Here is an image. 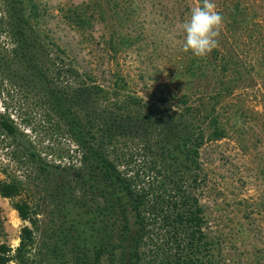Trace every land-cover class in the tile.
I'll use <instances>...</instances> for the list:
<instances>
[{
    "label": "trees",
    "instance_id": "trees-1",
    "mask_svg": "<svg viewBox=\"0 0 264 264\" xmlns=\"http://www.w3.org/2000/svg\"><path fill=\"white\" fill-rule=\"evenodd\" d=\"M0 7V33L9 43H0V78L23 72L20 80L42 92L55 127L74 146L67 164L50 163L0 111V133L26 170L0 176V197L28 223L18 247L0 243V264H223L203 203L201 152L226 139L230 121L241 118L226 107L239 83L252 80L248 67L219 48L203 58L189 54L176 91L145 97L123 75L104 86L81 71L49 33H39L35 0H0ZM235 8L233 23L244 16ZM89 12L86 4L72 6L66 18L88 30L96 19ZM65 174L73 176L65 181ZM43 189L55 201L50 221L41 220L35 202Z\"/></svg>",
    "mask_w": 264,
    "mask_h": 264
},
{
    "label": "rangeland",
    "instance_id": "rangeland-1",
    "mask_svg": "<svg viewBox=\"0 0 264 264\" xmlns=\"http://www.w3.org/2000/svg\"><path fill=\"white\" fill-rule=\"evenodd\" d=\"M200 2L35 0L42 14L37 29L41 35L43 30L49 33L76 66L92 73L100 84L109 86L115 74H120L140 95L159 97L176 91L182 82L179 74L191 52L183 51L181 24ZM213 2L224 17L218 48L233 52L238 62L248 67L252 80L246 76L239 83L226 107L232 118L236 114L241 117L230 121V135L208 142L202 149L208 177L203 203L221 243L222 263L264 264V0ZM81 4L87 5L91 16L95 14L88 30L78 29L66 18L69 8ZM233 7L244 13L237 23L232 22ZM127 16L130 17L125 19ZM0 43L9 47L6 33H0ZM21 74L24 73L13 71L0 78V111L10 115L46 161L65 165L73 143L55 127L44 107L42 92L35 84L20 80ZM15 150V144L0 133L3 179L26 172L15 162ZM64 176L68 181L73 175ZM55 182L59 183V178ZM44 189L35 195V202L41 206V220L50 221L55 201ZM0 210V243L16 248L21 229L28 223L19 218L9 199L0 197ZM72 211L77 220H87ZM68 228L67 224L65 229Z\"/></svg>",
    "mask_w": 264,
    "mask_h": 264
},
{
    "label": "clouds",
    "instance_id": "clouds-1",
    "mask_svg": "<svg viewBox=\"0 0 264 264\" xmlns=\"http://www.w3.org/2000/svg\"><path fill=\"white\" fill-rule=\"evenodd\" d=\"M224 17L217 11L213 0H201L181 24L184 36L183 51L203 58L219 46Z\"/></svg>",
    "mask_w": 264,
    "mask_h": 264
}]
</instances>
